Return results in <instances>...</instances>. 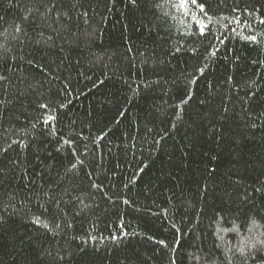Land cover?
I'll list each match as a JSON object with an SVG mask.
<instances>
[{
    "label": "trees",
    "instance_id": "1",
    "mask_svg": "<svg viewBox=\"0 0 264 264\" xmlns=\"http://www.w3.org/2000/svg\"><path fill=\"white\" fill-rule=\"evenodd\" d=\"M0 264H264V0H0Z\"/></svg>",
    "mask_w": 264,
    "mask_h": 264
},
{
    "label": "snow or ice",
    "instance_id": "2",
    "mask_svg": "<svg viewBox=\"0 0 264 264\" xmlns=\"http://www.w3.org/2000/svg\"><path fill=\"white\" fill-rule=\"evenodd\" d=\"M193 2H195V0H193ZM254 39V38H253Z\"/></svg>",
    "mask_w": 264,
    "mask_h": 264
}]
</instances>
